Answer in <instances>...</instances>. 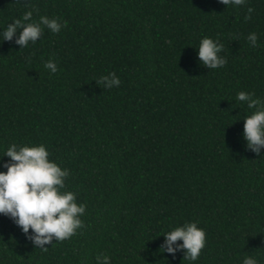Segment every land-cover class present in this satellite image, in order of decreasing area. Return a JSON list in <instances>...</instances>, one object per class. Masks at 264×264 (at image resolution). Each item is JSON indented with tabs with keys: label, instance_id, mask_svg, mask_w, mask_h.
Segmentation results:
<instances>
[{
	"label": "trees",
	"instance_id": "obj_1",
	"mask_svg": "<svg viewBox=\"0 0 264 264\" xmlns=\"http://www.w3.org/2000/svg\"><path fill=\"white\" fill-rule=\"evenodd\" d=\"M28 11L67 26L41 25L25 48L19 31L0 38V172L11 144H43L86 210L47 251L0 215V264H264V148L247 147L255 109L236 100L264 101V0H0V36ZM205 37L223 45L224 67L199 61ZM111 72L120 85L105 89ZM187 223L206 234L195 262L161 251Z\"/></svg>",
	"mask_w": 264,
	"mask_h": 264
},
{
	"label": "clouds",
	"instance_id": "obj_2",
	"mask_svg": "<svg viewBox=\"0 0 264 264\" xmlns=\"http://www.w3.org/2000/svg\"><path fill=\"white\" fill-rule=\"evenodd\" d=\"M219 2L225 6L240 7L246 0ZM248 12L245 20L251 18L252 9L249 8ZM41 25L53 34L67 26L66 22L62 24L58 19H49L46 16H41L39 21H32V12L28 11L22 18L8 24L0 38L10 41L19 31L16 44L25 48L30 43L35 44L41 36ZM257 40L255 33H250L247 37L253 47L257 45ZM222 51L223 45L219 40L205 37L200 41L197 55L206 68L215 70L224 67L227 62L219 55ZM44 67L52 74L57 72V64L51 59ZM97 83L105 89H111L119 87L120 80L111 72L108 76L100 77ZM253 97L254 94L241 91L236 100L246 103L249 109H255L244 119V140L247 147L259 155L260 149L264 148V101ZM3 157L9 158V162L2 165L6 171L0 172V215L13 219L25 234L31 230L34 246L47 251L44 245L50 244L53 239L67 240L84 227L80 217L84 215L86 206L77 204L73 192L61 191L70 175L69 170L62 169L57 163L50 161L45 145L18 148L16 144H11ZM163 236L165 244L161 251L166 249L168 254L174 256L176 252L185 250L184 259H190L192 262L197 261L205 247L206 234L196 223L178 226ZM177 241H182V244H176ZM95 260L96 264H111L107 255H98ZM242 264L258 262L254 257L246 255Z\"/></svg>",
	"mask_w": 264,
	"mask_h": 264
}]
</instances>
